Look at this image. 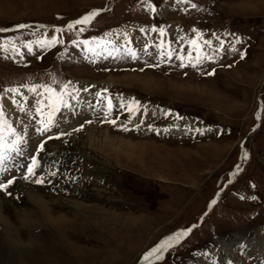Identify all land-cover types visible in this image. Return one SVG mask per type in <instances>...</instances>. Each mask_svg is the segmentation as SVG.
<instances>
[{"label":"rangeland","instance_id":"obj_1","mask_svg":"<svg viewBox=\"0 0 264 264\" xmlns=\"http://www.w3.org/2000/svg\"><path fill=\"white\" fill-rule=\"evenodd\" d=\"M0 29V264H264V0H0Z\"/></svg>","mask_w":264,"mask_h":264},{"label":"snow or ice","instance_id":"obj_2","mask_svg":"<svg viewBox=\"0 0 264 264\" xmlns=\"http://www.w3.org/2000/svg\"><path fill=\"white\" fill-rule=\"evenodd\" d=\"M193 7H196V5H193ZM153 11H155V9H153ZM96 15H98V12L96 11H93L89 14H87L86 16L82 17L81 19L75 21V24H87L91 21L92 18H94ZM19 28H25L27 27V25H18ZM73 25L72 24H69L68 25V28H72ZM0 31H7V29H0ZM59 31V29L57 30ZM162 31V30H161ZM56 42H59L57 41V38L55 36L52 37V40L51 41H42L41 43H47L49 45L53 44V43H56ZM237 42H239V38H237ZM85 44H87L88 42L85 41L84 42ZM206 43L210 44L211 42L210 41H207ZM235 50V49H233ZM28 51L31 52L32 49L31 47L28 48ZM130 51V54L133 56V58H135V53L134 52H131ZM241 58H243V53H241ZM180 59H183V58H180ZM208 59H211V57H208ZM197 63H200L201 62V58L200 57H197ZM181 67H184L185 65L183 63H181L180 65ZM196 65L193 64V67H195ZM212 73H209V75H211ZM67 87V86H65ZM32 91H35V86L31 89ZM50 91V89H48ZM10 91L12 92H16L17 90L16 89H11ZM99 95V94H98ZM15 103V101H13ZM66 106V105H65ZM21 111H23V108H21ZM39 111V110H38ZM4 120H3V111H2V108H0V129L3 128L4 126ZM114 123V121H113ZM53 125V119L52 117L50 116L47 123L46 124H42V127L41 128H38L37 129V132L40 133L41 135L45 132H49L51 131V126ZM78 130V129H77ZM11 133L13 135H15V131L13 129H10ZM53 137H49V139H52ZM56 138H59V137H56ZM24 141H23V137L21 136H16V139L12 140L10 142V146H9V150L10 151H13V152H17L19 153L20 151V148H19V145L22 144ZM40 148L42 149L43 148V144L40 145ZM4 142H3V136L2 134H0V162L3 161V159L5 158L4 157ZM245 158H247V153L244 154ZM35 167H37V162H36V159L35 157L32 158V164L28 166V175L29 176H32V175H35ZM28 177L26 176L25 179H27ZM35 183L39 184L42 182L41 179L37 178L35 181ZM12 181L9 180L7 182V184L5 183H0V189H6L8 187L9 184H11ZM212 203H215V201H212ZM188 231H184V232H181V233H178L176 234V241L179 242V239L183 236H186L188 234ZM172 238H169V240H171ZM166 245H161L159 246L158 248L156 249H153L152 251H150L149 253L146 254V256L144 257L145 260H148L149 257H151L152 255H154L157 251H159V248H162V247H165Z\"/></svg>","mask_w":264,"mask_h":264},{"label":"bare ground","instance_id":"obj_3","mask_svg":"<svg viewBox=\"0 0 264 264\" xmlns=\"http://www.w3.org/2000/svg\"><path fill=\"white\" fill-rule=\"evenodd\" d=\"M128 77H131V75H130V76L128 75ZM132 77H135V75L132 76ZM136 79H137V78H136ZM144 81H145V80H144ZM152 81H153V80H152ZM92 130H93V129H92ZM0 216L2 217V219L5 220V223H6V224H8V225L10 224V221H9L6 217L3 216L2 212H0ZM2 223H3V220H2ZM11 224H12V223H11ZM4 225H5V224H4Z\"/></svg>","mask_w":264,"mask_h":264}]
</instances>
